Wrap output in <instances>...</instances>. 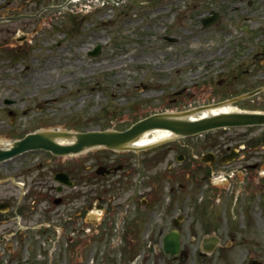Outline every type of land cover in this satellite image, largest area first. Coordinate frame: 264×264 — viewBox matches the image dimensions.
<instances>
[{
    "label": "rangeland",
    "instance_id": "374dc122",
    "mask_svg": "<svg viewBox=\"0 0 264 264\" xmlns=\"http://www.w3.org/2000/svg\"><path fill=\"white\" fill-rule=\"evenodd\" d=\"M58 2L62 0H33L31 12ZM20 5V9L30 7L29 0H22ZM210 8L220 11V25L203 28L199 19ZM70 13L81 21L76 26L81 30L75 36L68 34ZM25 29L28 41L16 40L19 29L11 33L12 40L4 41L6 32L0 26V138L5 140L35 128L123 129L154 111L180 110L206 102L210 95L231 98L244 92L249 87L245 79L251 77L241 75L240 68L247 63H238V75L230 78L221 67L228 57L259 55L264 67V0H80L69 9L44 11ZM164 35L177 41L169 42ZM10 41L21 42L16 56L9 50ZM97 43L101 44L100 54L87 56L86 50ZM14 80L16 92L10 93L6 88ZM180 89L193 93V97L181 103L174 101L173 92ZM5 97L17 102L4 105ZM233 105L264 109V91L236 100ZM7 109L15 115L8 114ZM208 136L209 149L212 143L223 148L242 147L249 154L254 152L250 160L257 161L258 157L259 165L243 166V161L236 159L226 166L213 167L209 170V187L207 178L197 173L164 174L163 166L176 150L185 152ZM261 136L264 125H253L169 138L139 152L104 147L80 152L71 157L82 163L80 172H72L76 177L82 172L88 176L98 162L117 165L126 160L134 169L123 168L116 177L91 174L85 187V206L98 203L103 207L92 208L98 209L93 213L87 211L86 229L91 230L85 235L69 243L59 236L61 224L53 220L65 215L69 216L65 221L76 219L73 213L82 201L73 199L49 212L54 226L43 233L39 228L32 229L22 241L16 261L4 249L0 250V260L8 258L7 264H248L249 258H257L264 263V140H253ZM141 152L150 161L146 171L136 169L143 166ZM23 157L17 155L0 163V201L14 207L23 193L14 181L23 179L17 176L20 172L13 169V162L17 166ZM43 172L51 175L48 168ZM74 190L78 192L77 187ZM45 195L59 193L53 189ZM97 195L103 196L100 202L94 199ZM143 199L145 205L141 204ZM138 205L144 209H138ZM166 206L173 210L165 212ZM56 208L65 215L55 216ZM179 212L185 215L180 224L181 244L188 255L173 260L162 252V235ZM94 219H101V223L95 225ZM206 228L209 236L216 235L220 240L203 257L198 252Z\"/></svg>",
    "mask_w": 264,
    "mask_h": 264
},
{
    "label": "flooded vegetation",
    "instance_id": "af4514ba",
    "mask_svg": "<svg viewBox=\"0 0 264 264\" xmlns=\"http://www.w3.org/2000/svg\"><path fill=\"white\" fill-rule=\"evenodd\" d=\"M33 0H29L30 7H23L21 8V2L22 0H5L4 2L0 3V17L4 18L1 21V30L5 31L6 33L2 36L3 40L6 41L7 39L12 40L11 33L16 32L17 29H24V25L27 24L30 25V19L29 22H25L21 24L19 20H10L6 19V17L15 16L19 13H22L21 10H25V13H28L31 10V4ZM23 22V21H22ZM10 33V34H7ZM25 40V35H18L17 41ZM11 48L9 49L11 52L18 47L17 43L15 41H10ZM241 61L247 63L246 66H243L240 68L241 72L246 75L250 76L251 78L249 81L245 79V82L248 84L249 87L253 86H261L264 85V67H261L262 63V56L259 55H253L249 57H245V55L240 56ZM236 65H231L228 67L227 72H234V69H236ZM14 92V90L12 91ZM189 94V95H188ZM193 93H187L184 90L178 91L175 93L176 97L174 98V101H179L180 103L183 100H186L189 96L193 97ZM210 98L213 99L214 96L210 95ZM209 97L206 102L198 103V104H206L209 103L211 100ZM179 103V104H180ZM191 105V102L189 103ZM181 106V105H179ZM197 143H200L197 145ZM211 149H209V136L208 139H203L196 141L194 145L189 146V148H186L185 152H178L175 151L172 158H169L166 162V167L170 169L173 174H176L178 172H184L187 175L194 174V173H200L203 178H208L209 180V170L216 166H226L236 159H241L243 163L241 165L249 167H255L256 165H259L260 160L257 157V161L250 160L251 157L254 156V152L252 154H249V150H245L242 147L237 148V152H235V156L227 163L221 164V160H224V158H227L229 156V153L232 151V149H235L234 147L226 146L225 148L219 146L217 143L211 144ZM200 149H204L201 150ZM49 154V153H45ZM147 157H142V163L145 165L147 163ZM229 158V157H228ZM174 159V160H172ZM15 161V160H13ZM23 162H26L25 160H20L17 163L21 164ZM49 162V160H48ZM56 161L54 164H59V167L62 169V171H65L69 175H72L73 171L80 172V169L82 167V163L80 161L72 162L70 163V160H62V162ZM15 163V162H14ZM39 165H42L40 162ZM87 166H84L85 168ZM145 168V166H142ZM17 169V166H16ZM54 171H56L59 168L53 167ZM59 169V170H61ZM20 174H18V177H21L24 181L22 183V187H26V189L30 190L27 197L24 199H21L19 201L18 206L8 212L10 214H3L0 215V236L9 234L10 237L15 239V244H11L9 247L13 249H21V242L23 241V237H26L31 232V229L33 228V223L40 222L43 224L46 222L45 220H51V216L49 214L50 211H54L55 206H66V204L69 203V196L67 194V186L61 185V184H53V176L52 180L48 178L44 173H40L38 175L33 176H27L25 175L28 173V171H21L19 170ZM91 173L88 174V177L86 176V173L82 172L79 174L78 177V200L82 201L81 206H79L74 214H78L79 220L82 221V218L84 216V212L86 210L85 206V187L88 186L89 179H90ZM74 178V177H73ZM209 187V183H208ZM55 190L57 192H61V195L58 197L60 198L58 202H56V197L49 196L48 199H46V195L43 196V193L49 195L52 190ZM46 199V200H45ZM50 201L52 204H50ZM53 202L57 203L53 205ZM97 205V203H96ZM60 210L59 208L55 209V216H58L60 213L65 215V212ZM13 213V214H11ZM16 216H18L19 222L17 223L15 221ZM64 218H69L68 215H65L64 217H58L57 219H53L55 222H60L61 227V233L64 234L67 238H69L70 234L69 232H75L76 227L74 225L75 220L71 221H62ZM70 227V229H69ZM83 229V228H80ZM71 230V231H70ZM81 233V230L77 231V236H79ZM15 245V246H14ZM1 255V254H0Z\"/></svg>",
    "mask_w": 264,
    "mask_h": 264
},
{
    "label": "water",
    "instance_id": "95a60500",
    "mask_svg": "<svg viewBox=\"0 0 264 264\" xmlns=\"http://www.w3.org/2000/svg\"><path fill=\"white\" fill-rule=\"evenodd\" d=\"M217 19L218 14L214 11L212 16L202 18L201 21L202 24L206 26L214 23ZM99 47L100 46L97 45L95 49L90 52V54H97L99 52ZM249 94H251V92L245 95ZM214 98L222 99L228 97L214 95ZM212 106H218L219 113L203 116L194 120L181 118L187 114L195 112L194 110H188L176 114L167 112L154 113L134 122L130 127L122 131L110 129L88 130L85 132H71L66 130L51 129L37 130L35 132L27 133L20 139L13 140L12 143L7 147H0V161L32 148H44L55 153L64 154L77 153L85 148L97 145H105L110 148L120 149L127 147L126 143L135 139L142 132L154 128L168 129L176 135H190L223 126H239L264 123V113L241 111L223 112L230 111L228 104L222 103ZM71 135L73 137L72 143H59L56 140L60 137H69ZM214 244V239H204L203 248L208 249ZM163 249L165 253L170 254H174L178 251L179 234L177 231L172 230L163 237Z\"/></svg>",
    "mask_w": 264,
    "mask_h": 264
},
{
    "label": "bare ground",
    "instance_id": "6f19581e",
    "mask_svg": "<svg viewBox=\"0 0 264 264\" xmlns=\"http://www.w3.org/2000/svg\"><path fill=\"white\" fill-rule=\"evenodd\" d=\"M229 108H230V111L235 109L234 106H230V105H229ZM217 112H219L218 106H209V107L203 108L201 110V114H203V115L215 114ZM174 136H175V134L173 132L167 130V129H153V130L143 132L142 134H140V136L138 138H136V140H134L133 142H131L129 144H132L131 146L134 148L142 147V146H145L148 144H153V143L159 142L161 140L173 138ZM72 141H73L72 135L69 137H64V138L60 139V142L65 143V144L72 143ZM5 142H6V140H3V138H0V145L5 146V144H6ZM257 222H258V220H257ZM258 225L259 224L257 223V226ZM257 230H258V232L260 231V229L258 227H257Z\"/></svg>",
    "mask_w": 264,
    "mask_h": 264
}]
</instances>
